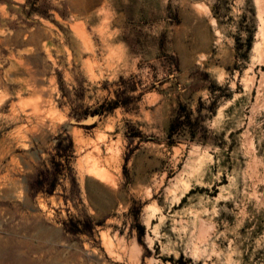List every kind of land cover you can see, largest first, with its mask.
<instances>
[{"label": "rangeland", "instance_id": "rangeland-1", "mask_svg": "<svg viewBox=\"0 0 264 264\" xmlns=\"http://www.w3.org/2000/svg\"><path fill=\"white\" fill-rule=\"evenodd\" d=\"M0 264H264V0H0Z\"/></svg>", "mask_w": 264, "mask_h": 264}, {"label": "trees", "instance_id": "trees-1", "mask_svg": "<svg viewBox=\"0 0 264 264\" xmlns=\"http://www.w3.org/2000/svg\"><path fill=\"white\" fill-rule=\"evenodd\" d=\"M181 110L185 111V108H181ZM182 112H177L174 119L171 121L170 127H169V137H172L173 134H175L177 131L186 130L189 132L192 136L194 133L190 130L191 128V122L189 118V114H185L182 116Z\"/></svg>", "mask_w": 264, "mask_h": 264}, {"label": "water", "instance_id": "water-1", "mask_svg": "<svg viewBox=\"0 0 264 264\" xmlns=\"http://www.w3.org/2000/svg\"><path fill=\"white\" fill-rule=\"evenodd\" d=\"M95 121V117H89L87 120H84L80 123H77L79 125H86V124H91Z\"/></svg>", "mask_w": 264, "mask_h": 264}, {"label": "bare ground", "instance_id": "bare-ground-1", "mask_svg": "<svg viewBox=\"0 0 264 264\" xmlns=\"http://www.w3.org/2000/svg\"><path fill=\"white\" fill-rule=\"evenodd\" d=\"M98 169V168H97ZM98 171V170H97ZM96 172V171H95ZM98 173V172H97ZM92 176H93V174H92ZM104 176H105V174H104Z\"/></svg>", "mask_w": 264, "mask_h": 264}]
</instances>
